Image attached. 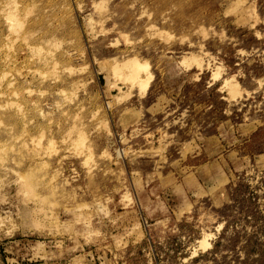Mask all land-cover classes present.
<instances>
[{"label": "rangeland", "instance_id": "rangeland-1", "mask_svg": "<svg viewBox=\"0 0 264 264\" xmlns=\"http://www.w3.org/2000/svg\"><path fill=\"white\" fill-rule=\"evenodd\" d=\"M0 264H264V0H0Z\"/></svg>", "mask_w": 264, "mask_h": 264}]
</instances>
